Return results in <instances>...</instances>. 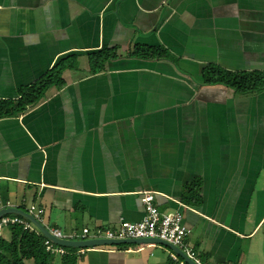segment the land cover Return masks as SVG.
Returning <instances> with one entry per match:
<instances>
[{"label": "crops", "instance_id": "1", "mask_svg": "<svg viewBox=\"0 0 264 264\" xmlns=\"http://www.w3.org/2000/svg\"><path fill=\"white\" fill-rule=\"evenodd\" d=\"M209 67L264 74V0H0V100L53 70L64 81L0 119V211L35 207L67 234L116 229L152 194L183 214L204 264H264V92L208 84ZM62 247L50 264H173L175 252Z\"/></svg>", "mask_w": 264, "mask_h": 264}, {"label": "built area", "instance_id": "2", "mask_svg": "<svg viewBox=\"0 0 264 264\" xmlns=\"http://www.w3.org/2000/svg\"><path fill=\"white\" fill-rule=\"evenodd\" d=\"M146 214L139 222L122 221L116 229L97 228L92 230L84 228L80 232L71 234L64 233L62 230L48 227L49 234L58 240L85 242L89 240H138V239H158L165 241L182 251L185 258L180 257L177 253L171 252L169 257L173 264H189L188 260L195 264H204L198 257L196 251L187 244V238L191 230L184 223V216L180 212L161 213L153 204L154 196L145 194L142 199ZM29 214L33 215L41 224L44 223V211L31 207ZM9 225H20L25 230L35 231L39 234L42 232L28 219L22 217H2L0 219V229ZM46 251L51 254L66 255L65 248L55 246L52 239L46 237L44 241Z\"/></svg>", "mask_w": 264, "mask_h": 264}, {"label": "trees", "instance_id": "3", "mask_svg": "<svg viewBox=\"0 0 264 264\" xmlns=\"http://www.w3.org/2000/svg\"><path fill=\"white\" fill-rule=\"evenodd\" d=\"M112 54H105L101 62ZM102 64L98 71L102 70ZM206 83L224 84L232 88L239 95H251L264 92V74L261 72L230 73L217 67H209L205 73ZM61 87L64 81L61 72L53 70L33 85L18 101L0 100V119L18 116L29 108L39 104L44 98L46 91L51 86ZM46 237L41 233L25 230L20 225H12V240L10 243L0 242V264H21L25 258L34 259L36 264H50L53 254L46 251L44 241Z\"/></svg>", "mask_w": 264, "mask_h": 264}, {"label": "water", "instance_id": "4", "mask_svg": "<svg viewBox=\"0 0 264 264\" xmlns=\"http://www.w3.org/2000/svg\"><path fill=\"white\" fill-rule=\"evenodd\" d=\"M14 213L20 215L30 222H32L47 238L52 239L55 243L64 246V247H75V248H87L92 246H103V245H140V244H163L172 248L175 252L180 254L183 258L186 259L185 254L180 251L177 247L158 239H138V240H99V241H87V242H74V241H64L53 238L46 227L41 224L33 215L24 212L19 209H4L0 211V219L7 214ZM189 264H195L194 262L188 260Z\"/></svg>", "mask_w": 264, "mask_h": 264}]
</instances>
